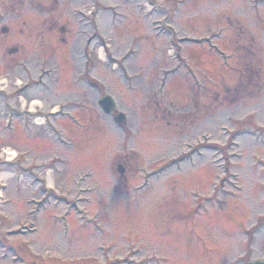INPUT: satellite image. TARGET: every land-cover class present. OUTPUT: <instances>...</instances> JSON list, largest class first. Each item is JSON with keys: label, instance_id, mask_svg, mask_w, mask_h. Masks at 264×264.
I'll return each instance as SVG.
<instances>
[{"label": "rangeland", "instance_id": "1", "mask_svg": "<svg viewBox=\"0 0 264 264\" xmlns=\"http://www.w3.org/2000/svg\"><path fill=\"white\" fill-rule=\"evenodd\" d=\"M0 230V264L264 259V0H0Z\"/></svg>", "mask_w": 264, "mask_h": 264}, {"label": "water", "instance_id": "2", "mask_svg": "<svg viewBox=\"0 0 264 264\" xmlns=\"http://www.w3.org/2000/svg\"><path fill=\"white\" fill-rule=\"evenodd\" d=\"M64 32V30L62 31ZM100 108L109 115L115 116L114 121L118 126H122L126 122L123 114H117V105L111 96H105L99 101ZM123 170L120 173L123 174ZM251 264H264V261H255Z\"/></svg>", "mask_w": 264, "mask_h": 264}, {"label": "trees", "instance_id": "3", "mask_svg": "<svg viewBox=\"0 0 264 264\" xmlns=\"http://www.w3.org/2000/svg\"><path fill=\"white\" fill-rule=\"evenodd\" d=\"M243 84H244V82H243V80H241V82H240V84L234 89L235 91H236V93H234V94H239V96H240V93H238V87H242L243 86Z\"/></svg>", "mask_w": 264, "mask_h": 264}, {"label": "flooded vegetation", "instance_id": "4", "mask_svg": "<svg viewBox=\"0 0 264 264\" xmlns=\"http://www.w3.org/2000/svg\"><path fill=\"white\" fill-rule=\"evenodd\" d=\"M7 31H8V30H7ZM2 32H3V31H2ZM14 50H15V49H14ZM14 50H13V51H14Z\"/></svg>", "mask_w": 264, "mask_h": 264}]
</instances>
